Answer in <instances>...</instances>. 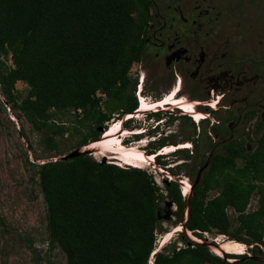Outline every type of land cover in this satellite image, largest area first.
I'll return each mask as SVG.
<instances>
[{
  "label": "trees",
  "instance_id": "trees-1",
  "mask_svg": "<svg viewBox=\"0 0 264 264\" xmlns=\"http://www.w3.org/2000/svg\"><path fill=\"white\" fill-rule=\"evenodd\" d=\"M148 8V0H0V89L5 99L36 131L50 129L53 115L64 113L76 117L79 125L77 148L98 140L115 115L122 118L138 107L137 80L129 70L140 60ZM18 81L28 86L19 102ZM152 114L161 119L163 113ZM164 120L178 121L193 136L191 148L168 153L195 162L187 172L190 192L183 196L174 179L178 171L163 160L168 154L157 153L177 144L171 136L150 141L145 150L155 154L156 165L172 177L163 188L142 168L98 161L91 154L46 161L36 174L46 204L48 243L60 247L66 264H148L156 249L160 202L171 200L176 207L172 214L181 223L189 194L185 226L201 242L190 241L181 230L183 246H162L152 264H264L257 260L264 247V189H259L257 209L242 215L237 228L227 212L232 207L241 215L255 190L251 179L262 178L258 170L264 161V130L248 151L241 138L212 141L208 132H215L216 125L195 123L178 108ZM62 131L59 125L46 136L47 145L55 148L53 135ZM202 135L211 154L204 161ZM207 159L209 165L194 184ZM239 159L244 160L242 166L236 163ZM213 230L244 243L248 255L214 253L204 244V233Z\"/></svg>",
  "mask_w": 264,
  "mask_h": 264
},
{
  "label": "rangeland",
  "instance_id": "rangeland-1",
  "mask_svg": "<svg viewBox=\"0 0 264 264\" xmlns=\"http://www.w3.org/2000/svg\"><path fill=\"white\" fill-rule=\"evenodd\" d=\"M261 5L264 6V1ZM256 13H258V11H256L255 14ZM255 14L254 16H251V19L248 22L251 24V28L248 32L242 34L236 52L239 54V63L241 65H247L251 73L258 72L264 75V65L254 64L249 60H259L264 62V18L261 17V12H259V15ZM7 66L12 67V63L8 62ZM137 71L138 65H134L133 73H137ZM141 71H143V73L141 72L139 74L141 75L140 77L143 78V82L141 83V94L144 95L143 98L146 101H158L165 95L171 93L170 91L173 86L170 77L166 73L157 71L152 64H148V70L141 68ZM139 83L137 82L136 84L135 92L138 90ZM177 85V97L179 96L185 99V104L188 105L193 103L191 101L199 103L198 108L196 109L202 112L203 115L207 116V121L204 120L205 122L202 123L203 125H207V127L210 126L212 121L215 122L219 120L222 124H219L218 126L226 128L228 120H226L225 117L228 115L230 117L232 115L236 116L239 113L235 107L232 108L233 113L226 112L229 110L224 107L212 112L211 110H214L212 107L203 105L206 101L211 100H208L209 98L207 99L205 97L202 98L195 87L187 86L184 89L183 82H181L180 79L179 83L177 82ZM27 91L28 86L25 83L22 81L16 82L15 94L18 97L16 101L19 102L23 99L26 96ZM251 92L254 93V90ZM221 95L222 94H219L217 97L211 98L214 101L219 99V103L215 104V107L217 108L218 105L222 104V100L226 99V96ZM135 97L137 99L136 93ZM5 98V95L0 89V264H66V256L60 247L48 243L45 219L46 204L38 185V176L36 172L39 164L46 161H54L61 155H65L77 148V141L80 137L78 132L79 125L76 121V117L73 115L55 113L53 115L55 124L52 125L50 129L46 128L41 131H36L32 128L24 114L17 107L12 106V101L8 102ZM175 108L177 107L169 103L166 106H160L156 109H159V111L163 113L160 118L165 119L174 112ZM156 109L143 111L138 113L137 117H132L134 119L129 122L130 126H124L122 131L117 134V136H120L119 139L121 140L124 136L129 135H122L121 133L124 130L135 131L136 128L140 129L141 126L143 129H146L148 121L159 119L156 116L150 115V113ZM190 115L192 114L190 113ZM192 116L198 119V121L201 120L199 114L196 115L198 117L194 115ZM120 119V117L115 115L114 119H111L106 124V127L108 128L111 123L114 121L116 123L118 120L120 121ZM163 123L164 126H160L158 128L159 132L154 135V140L161 137L171 136L174 138L175 142L178 143L177 145H174V148L169 146L171 147V151L177 148H191L190 139H192L193 136L188 130L183 131L182 128H180L178 121L168 123L163 120ZM59 125H63V131L62 133L53 135L52 144L56 146L53 148L47 145V142L44 139L46 136H51ZM253 125L254 122L252 121V117L248 118L245 116L244 120L236 126L234 131V137H242L244 144L245 142H250L252 149L256 147V142L254 140L258 138V136H261L264 129L263 128L257 135H255ZM119 129L121 128L118 127V130ZM85 131L86 129H83V132ZM154 133H150V135L145 134L141 137H132L129 140H126L128 146L124 148L133 147L140 152H142V150L145 151L148 146L145 144ZM198 133L199 129L197 128L196 134ZM103 134L100 135V138H102ZM208 135L212 137L213 141L214 133L210 131L208 132ZM228 135L229 133L227 132L225 136ZM199 137H201V135ZM249 137H253L254 139ZM201 139L202 161H204L209 155L210 149L209 143L204 135H202ZM116 143L112 146L114 148H119V145H116ZM181 144L185 146L178 147V145ZM87 146L85 145L80 148H86ZM92 150H94V152H92L91 155L98 161H110L121 166H126L120 162L122 161L121 159L120 161H118L119 158L116 160V158L111 157L106 150L103 154L97 153L100 150ZM168 151L167 153L164 152V154L171 152ZM163 160H166L169 166H173L176 172L178 171V175L174 176V179L180 183V186L184 188V193L186 194L187 187H189V185L191 187V179H188L187 172L191 171V165L195 164V162L192 160L190 161V164L171 154L166 155ZM236 163L238 166H242L244 160H236ZM132 164L151 173L154 181L161 188H163L165 184L164 180L172 179L171 175L165 169L155 167L152 163L149 164L148 161ZM197 168L198 165L196 170ZM259 168L260 170H258V172L262 178L255 176L251 179V182L255 185V190L251 193L244 212L239 215V213H237L232 207H229L227 210L233 228L239 226V218L242 215L250 213L258 207L259 196L261 194L259 189H264V161L259 165ZM192 175L193 178H195V172L192 173ZM215 194H217V192L214 191L210 195L213 196ZM163 206L164 201H161L159 208H163ZM175 209L174 205L173 210ZM179 224L176 216L173 214L169 220H159L160 227L156 231L155 248H159L160 245H162L165 236L172 234L174 229L179 228ZM180 232L181 231L179 230L170 235L163 246L167 245L171 249L183 246L181 236L179 235ZM212 233H204V238L209 241H214L215 239L216 242H221L227 237L222 235H218L217 237L215 230H213ZM186 235L189 237L190 241H194L192 238H194L195 241L202 240L193 235L191 237L188 231L186 232ZM214 253H218V255L222 256L218 251ZM243 254L248 255V251L244 249ZM257 260L264 262V248L260 247Z\"/></svg>",
  "mask_w": 264,
  "mask_h": 264
},
{
  "label": "flooded vegetation",
  "instance_id": "flooded-vegetation-1",
  "mask_svg": "<svg viewBox=\"0 0 264 264\" xmlns=\"http://www.w3.org/2000/svg\"><path fill=\"white\" fill-rule=\"evenodd\" d=\"M263 1L148 0L149 19L144 24L140 60L134 63L138 71L133 77L138 82L139 74L143 73L141 68L148 70V64H152L170 77L173 86L170 92L176 96L180 79L184 89L193 86L202 98L211 100L203 105L212 107V112L221 107L232 112L235 107L239 113L225 117L226 128L218 126L222 124L219 120L211 122L210 125H216L215 132L209 129L214 133V142L243 139L234 137V131L245 116L252 117L257 135L264 128V75L251 73L247 65H241L236 49L242 34L251 28L248 23L251 16L258 11L255 15L261 12L264 18ZM249 60L264 65L263 61ZM219 94L226 99L217 108L219 99L211 98ZM191 102L194 112L202 119L203 113L196 109L199 103ZM227 132L229 135L225 136Z\"/></svg>",
  "mask_w": 264,
  "mask_h": 264
},
{
  "label": "bare ground",
  "instance_id": "bare-ground-1",
  "mask_svg": "<svg viewBox=\"0 0 264 264\" xmlns=\"http://www.w3.org/2000/svg\"><path fill=\"white\" fill-rule=\"evenodd\" d=\"M172 102H173V104L178 105L183 111L191 113L194 116L197 115L194 112V108H193L192 104H188V105L185 104L183 102V98H181L179 96L177 97L176 94H174L172 91L171 93H169V95H165L164 97H162L158 101L154 100V101L148 102L143 98L141 106L135 112L129 113L128 118L137 117L138 113H140V112L150 111L152 109L159 108L160 106H164V105L166 106L167 104L172 103ZM135 113H137V114H135ZM196 117H198V116H196ZM117 122L115 123V121H114L113 123H111L109 125V127L105 129V132L102 135V138L94 141L93 143L91 142L90 144H88V146L86 145L87 146L86 148L100 150L99 152H97L98 154H103V152L106 150L109 152L111 157L116 158V160L119 158L118 161H120V159H121L122 161H120V162L122 164L133 165L136 167H139V166L134 165L132 163H137V162L143 163L145 161L151 160L152 158L154 159V156H155L154 154L145 155L133 147L124 148V147L119 145V148H114L112 145H115L116 142H120V139H119L120 136H117V134H119V132L122 131V128L118 130V123ZM134 132L135 131L124 130L121 134L126 135V134H132ZM169 146H172L174 148V145H167V146H165V148L160 149L161 151H159V153H163V152L167 153L168 150L171 151V147H169ZM180 146L184 147L185 145L184 146L182 144L178 145V147H180ZM170 151H168V152H170ZM189 187H190V185H189ZM189 187H187L186 194L189 191ZM179 228L174 229L173 233H175L176 231H179V230L181 231L182 228L180 225H179ZM166 234H168V233H166ZM172 234H170V235H172ZM170 235L168 234L165 236V239L159 248H161L163 246V244L167 241V239L170 237ZM190 236L192 237L191 234H190ZM222 236H224V235H222ZM192 239H194V238H192ZM227 240L228 239H223L221 242H217L218 244H220V246H219V248H213V251L214 252H216V251L220 252V250H223L224 252H227V253H243V250L245 249L244 243L239 242V241H235V240H231V239L228 241ZM159 248H156L154 250L153 254ZM152 260H153V256L151 257V262H152Z\"/></svg>",
  "mask_w": 264,
  "mask_h": 264
},
{
  "label": "water",
  "instance_id": "water-1",
  "mask_svg": "<svg viewBox=\"0 0 264 264\" xmlns=\"http://www.w3.org/2000/svg\"><path fill=\"white\" fill-rule=\"evenodd\" d=\"M230 125H232V122L230 123ZM99 129L101 130L102 128H99ZM91 142H94V141H91ZM91 142H89L88 144H90ZM88 144H86V145H88ZM245 145L247 147V150L250 151L251 150V143L247 142ZM92 152H94V150H92L90 148H75L74 150L66 153L65 155L60 156L58 158V160H68V159H70L72 157L79 156V155H82V154H92ZM208 158H211V154L208 155ZM56 160L57 159H55L54 161H56ZM208 165H209V160L207 159V161L201 167H199L194 184H196V183H198L200 181L202 172L204 171V169ZM168 181L169 180H164V183L167 184ZM194 184H192V185H194ZM190 189H191V187H190ZM190 189H189L188 192H190ZM188 197H189V194H188L187 199H186V201H185V203L183 205L182 222L179 224L181 226V228H182L181 230L183 232H187L186 226H185V221H186V218H187V213L186 212H187V207H188V199H189ZM173 207H174V203L171 200H169V199H165L163 208H160L157 211L158 220H169L172 217ZM217 237H218V234H217ZM226 239L229 240V238H227V237H226ZM196 242H201V241H196ZM204 244L207 245L208 247H210L212 250H213V248H219V246H220V244H218L215 241V239H214V241H209L208 239H205ZM220 252H221L222 256L224 257L226 252H224L223 250H220Z\"/></svg>",
  "mask_w": 264,
  "mask_h": 264
},
{
  "label": "clouds",
  "instance_id": "clouds-1",
  "mask_svg": "<svg viewBox=\"0 0 264 264\" xmlns=\"http://www.w3.org/2000/svg\"><path fill=\"white\" fill-rule=\"evenodd\" d=\"M134 65V64H133ZM132 65V66H133ZM131 69V68H130ZM141 78L142 77H140V80L138 81V83H139V85H138V90L135 92L136 94H137V102H138V107H137V109L141 106V104H142V101H143V97H144V95L143 94H141V83L143 82L142 80H141ZM137 86V85H136ZM174 106V105H173ZM176 107V106H175ZM178 108V107H177ZM136 109V110H137ZM176 109V108H175ZM179 109V108H178ZM136 110H134V111H136ZM181 110V109H180ZM159 112V109H156V110H153L152 111V113L153 112ZM175 111V110H174ZM182 111V110H181ZM184 114H187V115H190V113H187V112H184V111H182ZM150 113V112H149ZM152 113H150V115H152L153 116V114ZM128 115L129 114H125L121 119H120V121L118 120V127L119 128H124V126H123V123L125 122V121H133V119L134 118H128ZM191 116V118H193V120L195 121V123H198L199 121H198V119H196L195 117H193L192 115H190ZM204 117L201 119V120H206L207 119V116H205V115H203ZM122 119H124V120H122ZM163 120L164 119H157V120H152V121H148L147 122V126H146V129H143L142 128V126H141V128L139 129V128H136L135 129V132L133 133V134H129V135H126V136H124L121 140H120V142H117L116 143V145H120V146H122V147H127L128 146V142L126 141V140H129L130 138H132V137H135V136H139V137H141V136H143V135H150V133L152 134V133H154L153 135H152V137H150V139H149V141H147V143L145 144L146 146L148 145V143L150 142V141H153L154 140V135L156 134V133H158L159 132V127L160 126H164V123H163ZM161 130H162V128H161ZM105 131H103V133H104ZM102 133V134H103ZM186 144H188V143H186ZM188 145H190V144H188ZM187 145V146H188ZM186 148H188V147H186ZM140 149V148H139ZM161 149H163V148H161ZM142 150V149H141ZM175 150V149H174ZM174 150H172L171 152H173ZM159 151H161V150H159ZM159 151L157 152V153H159ZM142 152H143V154H145V155H147L146 154V152L144 151V150H142ZM159 154H162V153H159ZM163 154H164V152H163ZM155 155V154H154ZM148 163L150 164V163H152L153 164V166H155V167H158L157 165H156V163H155V159H151V160H149L148 161ZM129 166H133V165H129ZM133 167H136V166H133ZM140 168V167H139ZM160 169V168H159ZM181 191H182V194H183V196L185 195V193H184V188H182V186H181ZM218 235H220V234H218ZM228 238V237H227ZM201 241V240H200ZM244 247H245V249L247 250V246L244 244ZM261 248H262V246H261ZM237 254H243V253H237ZM153 256V253L151 254V256H150V259H149V263L148 264H152V262H151V257Z\"/></svg>",
  "mask_w": 264,
  "mask_h": 264
},
{
  "label": "built area",
  "instance_id": "built-area-1",
  "mask_svg": "<svg viewBox=\"0 0 264 264\" xmlns=\"http://www.w3.org/2000/svg\"><path fill=\"white\" fill-rule=\"evenodd\" d=\"M134 66V65H133ZM133 66L131 67V69L129 70V73L132 75V76H135V73H133ZM141 80H142V78H141ZM97 95H102V96H104V94H102L101 92H97ZM253 245H249V247H252ZM262 248H264V247H262Z\"/></svg>",
  "mask_w": 264,
  "mask_h": 264
}]
</instances>
